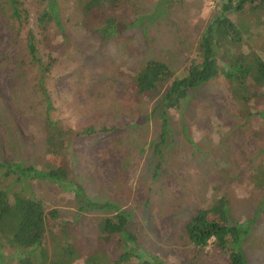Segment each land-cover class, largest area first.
Listing matches in <instances>:
<instances>
[{"label": "rangeland", "instance_id": "374dc122", "mask_svg": "<svg viewBox=\"0 0 264 264\" xmlns=\"http://www.w3.org/2000/svg\"><path fill=\"white\" fill-rule=\"evenodd\" d=\"M20 1L29 12L23 24L10 2L0 0V163L45 169L49 117L64 133L66 142L58 149L68 162V179L84 189L92 206L81 210L70 189L44 179L30 180L26 192L57 209L90 247L102 217L116 209L128 212L141 234L139 253L165 264H227V255L211 244L201 253L192 251L184 234L185 222L221 193L235 219L256 217L243 250L248 264H264V210L258 209L264 186L257 185V170H264V116L259 114L264 99L243 123L226 83L212 80L168 111L169 133L161 141L162 123L153 112L164 89L140 101L126 92L130 75L148 60L165 62L178 76L185 73L218 4L130 0L115 14L124 28L106 37L102 25H81L75 0H57L60 26H49L57 59L47 69L50 53L34 15L38 0ZM29 31L36 38L34 61ZM253 33L244 49L264 59V24ZM42 84L51 100L49 112ZM88 127L96 132L78 134ZM0 250V264H16L14 248ZM108 251L114 258L120 252L113 245Z\"/></svg>", "mask_w": 264, "mask_h": 264}, {"label": "trees", "instance_id": "16d2710c", "mask_svg": "<svg viewBox=\"0 0 264 264\" xmlns=\"http://www.w3.org/2000/svg\"><path fill=\"white\" fill-rule=\"evenodd\" d=\"M8 1L13 16L23 24L22 19H27L28 10L20 0ZM129 1L75 0L82 14L81 25L85 29L102 25V33L106 37L124 28L117 23L115 14L123 6L129 7ZM212 1L218 4V14L199 36L196 57L185 73L178 76L165 62L152 59L130 75L126 92L135 101L164 89L157 102V110L153 112L158 114L162 123L161 141L168 132V111L178 109L191 93L212 80L221 79L226 83L231 105L243 123L251 118L256 104L264 99V59L253 49H244L247 40L254 34L253 29L264 24V0ZM38 3L34 15L40 35H43L42 42L50 53L48 69L57 59L49 26H60L58 2L38 0ZM27 48L33 61L37 60L36 38L30 31ZM42 93L49 112L51 100L43 84ZM147 119L146 115L141 118L142 121ZM46 123L51 132L47 138L45 169L20 163H0V248L5 245L14 248L16 264H165L150 254L146 257L139 253L141 234L138 227L131 223L128 212L116 209L114 214L102 217L97 222L95 239L90 247L86 240L77 237L71 229L72 223L59 217L57 209H48L40 198L26 192V187L30 189V180L44 179L63 189H70L81 210L92 206L84 189L68 179L69 165L58 149L66 142L60 125L49 117ZM94 132V128L88 127L78 134ZM257 173L260 175L257 185L263 187L264 170L258 169ZM10 177L11 183L8 182ZM93 205L99 206L97 203ZM101 206L113 207L111 204ZM263 206L264 199L258 209L263 211ZM255 221L256 217L245 221L235 219L228 197L218 193L207 206L199 208L185 222L184 234L192 251L197 254L211 244L227 255V264H248L243 244ZM109 245L120 250L117 257L109 255ZM3 259L4 254L0 250V263Z\"/></svg>", "mask_w": 264, "mask_h": 264}]
</instances>
